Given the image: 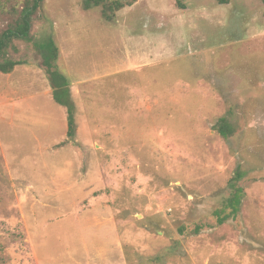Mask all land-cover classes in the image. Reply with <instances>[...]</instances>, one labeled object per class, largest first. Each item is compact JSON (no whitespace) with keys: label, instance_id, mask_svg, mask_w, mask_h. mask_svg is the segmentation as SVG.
I'll list each match as a JSON object with an SVG mask.
<instances>
[{"label":"rangeland","instance_id":"1","mask_svg":"<svg viewBox=\"0 0 264 264\" xmlns=\"http://www.w3.org/2000/svg\"><path fill=\"white\" fill-rule=\"evenodd\" d=\"M24 1L0 0V34ZM184 5L133 0L106 22L43 0L30 36L58 49L72 140L38 51L12 42L25 63L0 73V264H264V4Z\"/></svg>","mask_w":264,"mask_h":264},{"label":"trees","instance_id":"2","mask_svg":"<svg viewBox=\"0 0 264 264\" xmlns=\"http://www.w3.org/2000/svg\"><path fill=\"white\" fill-rule=\"evenodd\" d=\"M85 11L92 8L100 7L102 18L106 22H113L115 15L125 7H130L133 4L131 1L123 0H80ZM185 0H175V6L184 10ZM217 5H228L232 0H214ZM264 4V0H261ZM43 0H25L21 10L18 12L16 20L10 24L0 34V73L9 74L16 66L22 65L25 62L20 60H13L8 55V49L12 48L14 40H21L25 42H32L34 48L40 55V65L44 68L45 74L51 88V96L55 103L66 109V137L72 140L75 134V120H74V105L70 98V86L68 79L55 69V62L58 58V49L53 39L48 36L44 40L37 42L33 41L30 36L32 27V19L36 12L41 8ZM264 16V13H263ZM16 51V49L12 48ZM217 133L223 138L228 139L232 135V130L227 125L225 119H220L215 128ZM240 174L233 179L231 184V197L224 202L222 211H215L214 215L217 222L221 225L229 218H235L239 212L240 204L244 196L243 190L237 187L235 181L240 179ZM228 212L226 213L225 211Z\"/></svg>","mask_w":264,"mask_h":264}]
</instances>
